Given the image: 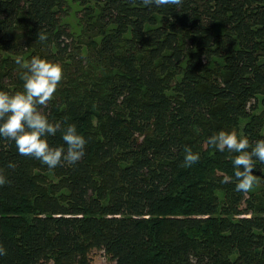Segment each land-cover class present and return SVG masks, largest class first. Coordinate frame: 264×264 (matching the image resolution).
Here are the masks:
<instances>
[{
	"label": "trees",
	"instance_id": "trees-1",
	"mask_svg": "<svg viewBox=\"0 0 264 264\" xmlns=\"http://www.w3.org/2000/svg\"><path fill=\"white\" fill-rule=\"evenodd\" d=\"M78 1L86 55L69 0H0V89L22 88L17 55L59 60L39 107L87 139L51 177L0 137V264H92L93 249L113 264H264V191H236L235 153L207 139L264 135V0Z\"/></svg>",
	"mask_w": 264,
	"mask_h": 264
},
{
	"label": "clouds",
	"instance_id": "clouds-1",
	"mask_svg": "<svg viewBox=\"0 0 264 264\" xmlns=\"http://www.w3.org/2000/svg\"><path fill=\"white\" fill-rule=\"evenodd\" d=\"M157 5H179L181 0H149ZM40 39H45L40 34ZM15 63L24 69L22 88L15 91L0 89V137L14 141L17 152L24 156H33L49 168H55L62 161L78 162L85 152L87 139L78 131L75 123L62 126L61 121L51 120L40 109L52 98L62 79L63 68L59 60H51L41 55L25 59L22 55L15 57ZM61 131L64 144L51 145L48 137ZM208 143L224 152L225 149L235 153L231 157L234 166L235 190L247 194L256 182L254 169L257 161L264 163V135L253 143L235 129H219L208 138ZM200 159V154L191 147L185 149L184 166H191ZM9 167H15L9 162ZM232 179L225 175L222 183ZM6 178L0 175V184ZM5 249L0 247V255Z\"/></svg>",
	"mask_w": 264,
	"mask_h": 264
},
{
	"label": "rangeland",
	"instance_id": "rangeland-1",
	"mask_svg": "<svg viewBox=\"0 0 264 264\" xmlns=\"http://www.w3.org/2000/svg\"><path fill=\"white\" fill-rule=\"evenodd\" d=\"M85 5L78 0H69L68 3V14L65 17V21L68 22V26L71 31L74 33V36L77 38L78 45L81 46L83 55L88 53V45L87 38H84V27L86 22V14L84 12ZM87 59V56H84V60ZM45 175H50L52 169L45 165V169H43ZM264 191V186L260 177H256V182L253 185V188L249 191L250 193L261 197ZM220 198L223 199L220 194ZM89 260H91L92 264H113L108 257V254L102 249H93L89 254ZM48 264H53V262H49Z\"/></svg>",
	"mask_w": 264,
	"mask_h": 264
}]
</instances>
